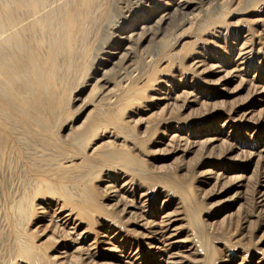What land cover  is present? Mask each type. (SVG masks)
I'll return each mask as SVG.
<instances>
[{
	"label": "rangeland",
	"instance_id": "obj_1",
	"mask_svg": "<svg viewBox=\"0 0 264 264\" xmlns=\"http://www.w3.org/2000/svg\"><path fill=\"white\" fill-rule=\"evenodd\" d=\"M178 1L95 0L81 22L79 0H0L57 115L53 131L22 115L0 31V264H264V0H191L190 24L134 37L120 73L107 62Z\"/></svg>",
	"mask_w": 264,
	"mask_h": 264
},
{
	"label": "bare ground",
	"instance_id": "obj_2",
	"mask_svg": "<svg viewBox=\"0 0 264 264\" xmlns=\"http://www.w3.org/2000/svg\"><path fill=\"white\" fill-rule=\"evenodd\" d=\"M190 1L191 0H179L175 5H171V3H168V2L165 3L164 4L165 7L166 8L167 7L170 8V12L173 11L171 16H168L170 14V12H167V9H168L167 8V9L163 10V11H165L163 13L167 12V14H164V15L162 14L159 17V15L162 12L161 11L160 13H157L156 18H154L153 20H150V19L147 20L145 26H142V25L139 26L140 29H142V31H139V33H135V34L133 33V34L128 35V36L126 35V39H125L124 43H128L129 44V46L127 45L128 47H126V46L124 48L117 47V48H115L113 50V52L111 51V53H105V55L107 54L109 57L111 56L110 60L107 61L108 65L113 67V68L116 67L119 70V73L122 72L124 70L123 67L129 61L133 60V58H134L131 55V53H130V50H132V48H133L132 45H133V42H134L133 41L134 37H137V40H139V39L147 40L150 37H153V36L156 37L155 30L157 29L158 31H160V30L164 29V27L167 26L168 22L170 21L171 17H174L173 15L181 16L184 19L185 24H190L192 21H194L196 19V17H197V14H195L196 8L193 7V3L190 2ZM206 1H209V0H206ZM21 2H23V1H21ZM30 2H31V5H33V6H37L38 3H39L38 0H30ZM79 2H80V6L82 7V11L80 12L82 14L81 18H80V21L82 22L83 19H85V17H87V16L89 17V15H90L89 11L91 10V7H93V4H94L95 0H79ZM224 2H226V1L224 0ZM224 4H226V3H224ZM14 10H15V8H14ZM9 11L5 10L4 11L5 13L4 12H2V13L0 12V17L2 19H5L4 22H2V19L0 18V25H1L0 31H1V33H4V34L6 33V35H7L6 38L3 41H6L7 43H9V45L12 42L13 45L16 46V48L18 49L19 52L16 53V54H18L16 56L13 53L12 56H14V58H13L14 59V63H12V67H11L10 71H6V73L8 72V74L10 75L9 77L11 79L19 81V82L21 81L23 83V86H24L25 90H26V94L23 97L20 98V101L23 103V105L25 107H28L29 109L27 111L21 110V111H23L22 115H25L27 117L31 116L32 117L31 120L33 122L35 120L38 124H43L44 128L46 130L53 131V129H52L53 123L56 120V116H57L56 115V108H54V106H52V102L49 103L48 101H46V96H45L44 91H43V93H41V95H39V94H37L34 91V87H33L34 84H37V85L41 84L42 80L45 79V74L46 73H43V71L41 70L42 69L41 65L38 63V60L34 57V54L29 52L28 46L26 45V43L24 42V40L22 38V33L21 32L24 33V31L22 30V27L19 26V24H21V22L19 23V21L17 20L18 18H16L13 15V13L11 12V11H13L12 8H10ZM69 15L70 16L67 17V20L64 23L66 26H67V23H69V22L72 23L74 21V15H72V14H69ZM21 21H22V19H21ZM19 28H21L22 31H19ZM24 30H25V28H24ZM75 34H76V31L75 32L74 31L69 32L68 35H67V38L64 39L65 41L62 42L63 44H61V43L59 44V45H61L60 48L61 49H67L68 47H70V48L73 47V45H74V43H73L74 42V37L79 36V38H81L83 36V34L81 35L80 31L77 32L76 36H74ZM56 41H57V39H56ZM67 41H69L70 46H68L69 43ZM112 69H110V70H112ZM106 72L107 71H105L103 74H106ZM34 78H35V80H34ZM45 89H46V87H45ZM5 91L3 92L5 97L4 96L3 97L5 99H9V96H8L9 91H6V92ZM37 95H39V97L36 99V101L38 100V102L43 106V110L46 109L45 106L50 105V107L52 109V112L50 113V120H45V119L41 120L38 117H35V116H33L31 114V111H30L31 107L29 106V104L33 101L32 100V96H37ZM24 106H20V108H24ZM39 109H42V108H39ZM18 111L20 112V110H18ZM18 111L16 110V112H18ZM109 156L113 160H115L116 158L119 157L120 159L131 161L129 157H127L126 155H123V154L120 155L118 152H114L113 154H109ZM209 178H211V177H209ZM132 207H134V206H132ZM168 240L170 241V246H172V247H175L176 244L180 243V242H178L177 239H175V235H173V236L171 235V237L169 236ZM162 243H163L162 241L160 243L157 242V244H159V245L151 246V249L155 250L156 254H158L160 256H161V254H166L165 246H162ZM27 255L29 256V258L31 260L34 261L33 262L34 264H40L39 258L35 255V253L33 251L28 252ZM165 262H166V264H179L178 262L174 261V256L169 257V259L167 258V260L163 261V263H165Z\"/></svg>",
	"mask_w": 264,
	"mask_h": 264
}]
</instances>
